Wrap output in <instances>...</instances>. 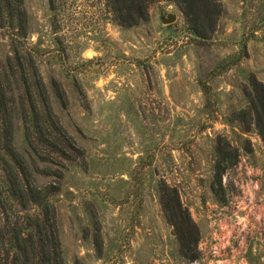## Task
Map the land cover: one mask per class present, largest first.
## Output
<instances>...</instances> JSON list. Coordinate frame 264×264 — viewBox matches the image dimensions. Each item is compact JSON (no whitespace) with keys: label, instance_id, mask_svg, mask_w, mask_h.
I'll return each instance as SVG.
<instances>
[{"label":"rangeland","instance_id":"obj_1","mask_svg":"<svg viewBox=\"0 0 264 264\" xmlns=\"http://www.w3.org/2000/svg\"><path fill=\"white\" fill-rule=\"evenodd\" d=\"M219 1L208 39L167 0L130 28L105 0H25L28 37L0 29V63L14 45L32 49L75 143L68 159L39 145L48 160L34 162L37 184L57 191L65 264H264V0ZM14 126L31 160L22 115ZM219 147L238 156L221 187ZM161 183L199 227L195 261L181 256Z\"/></svg>","mask_w":264,"mask_h":264},{"label":"trees","instance_id":"obj_2","mask_svg":"<svg viewBox=\"0 0 264 264\" xmlns=\"http://www.w3.org/2000/svg\"><path fill=\"white\" fill-rule=\"evenodd\" d=\"M157 1L161 0H105V6L113 23L130 28L150 19V6ZM167 1L180 7L196 38L208 39L216 31L223 13L219 0ZM50 4L54 5L53 1ZM0 29L11 30L16 39L28 37L30 21L25 0H0ZM12 51L6 64L0 63V264H65L52 201L57 191L52 185L37 184L34 162L36 156L48 160L36 149L39 145L68 159L67 148L73 149L75 143L54 112L35 53L22 45H14ZM59 96L64 99L63 93ZM254 111L257 113V108ZM16 114L22 115L31 160L15 145ZM260 118H257L259 125ZM260 127L264 138V127L262 124ZM237 158L230 162V156L219 147L214 181L218 186H222L224 174L237 163ZM160 191L181 256L197 260L200 231L190 210L181 202L176 188L161 183Z\"/></svg>","mask_w":264,"mask_h":264},{"label":"water","instance_id":"obj_3","mask_svg":"<svg viewBox=\"0 0 264 264\" xmlns=\"http://www.w3.org/2000/svg\"><path fill=\"white\" fill-rule=\"evenodd\" d=\"M174 19H175L174 16H170V17L168 18V21H172V20H174Z\"/></svg>","mask_w":264,"mask_h":264}]
</instances>
